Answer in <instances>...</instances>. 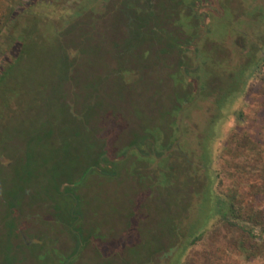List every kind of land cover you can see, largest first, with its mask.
Segmentation results:
<instances>
[{
    "label": "rangeland",
    "instance_id": "obj_1",
    "mask_svg": "<svg viewBox=\"0 0 264 264\" xmlns=\"http://www.w3.org/2000/svg\"><path fill=\"white\" fill-rule=\"evenodd\" d=\"M126 1L128 8L116 6L118 0H0V72L5 69L0 74V198L25 181V195L52 197L32 207L23 204L11 225L0 223V263L9 250L14 264H37V253L42 255L38 264H264V223L249 224L230 212L226 221L211 217V203L219 195L264 219V62L241 68L249 57L236 46L240 28L262 41L264 20L255 14L257 7L247 3L244 9L242 0H186V9L200 17L199 37L224 1L238 15L232 32L215 29L222 24L212 29L210 53L219 61L217 51L230 50L225 63L212 67L205 53L196 66L192 46L176 43L180 33L172 15L166 16L167 26L157 22L158 28L133 36L144 40L137 46L128 44L137 42L130 37L128 15L149 9L156 16L168 13L171 0H154L150 6L144 0ZM175 19L178 23L180 17ZM233 31L238 38L228 40ZM58 54L67 64V82ZM204 76L208 87L228 89L226 96L195 94ZM176 104L187 108L179 113ZM61 105L93 126L94 134L69 123ZM170 129H179L181 138L170 135ZM160 138H168L171 148L160 147ZM23 144L32 155L29 175ZM165 155L172 156L173 176L176 168L191 172L176 201L173 192L159 188L167 186L163 183L172 172L164 171ZM21 171L25 180L18 176ZM79 173L81 200L54 197L56 183ZM74 202L80 216L68 230L60 216ZM189 205L182 219L186 230L195 234L205 218L211 219L200 237L193 245L178 237L165 257L151 253L173 242L171 223ZM2 216L0 203V222ZM26 228L40 247L22 244ZM77 228L91 230L81 234ZM145 253H150L147 259Z\"/></svg>",
    "mask_w": 264,
    "mask_h": 264
},
{
    "label": "trees",
    "instance_id": "obj_2",
    "mask_svg": "<svg viewBox=\"0 0 264 264\" xmlns=\"http://www.w3.org/2000/svg\"><path fill=\"white\" fill-rule=\"evenodd\" d=\"M190 2L192 4H194L193 1H190ZM119 3H121V4H119ZM191 3H189V4H191ZM227 3H228V1H224L223 4H221L219 6V8L215 10V13L213 15L215 17L214 20L211 21L209 19V23L204 24V26H203V34L200 37H199V35H197L198 34L197 33L198 30H200V28H201L199 26L200 23H201L200 17H198L197 14L194 13L193 11L191 12L192 9H186V0H171V4H169V8H170L171 11L168 12V13L167 12L161 13L159 16H156L152 12H150V13L144 12L142 14L141 13H132L131 12V14H129L131 21L128 22V26L132 27V30L130 29V34H131L130 37H133L135 35H136V37L137 36H142L143 34L146 33L145 32L146 28H149L150 31H151V28L153 26L155 28H158L157 22H158L159 26H161V27L167 26L166 25V16L172 15V16H174L173 17V21H175L176 24L175 25L171 24V25L176 27V29L177 28L179 29L176 33H178V32L180 33V36L177 37V42L176 43H178L179 46H181V47H183V46H185V47L186 46H192V52H193V54L195 56V60H196L195 63H196V66H198V63L199 64L201 63V59L198 58V56H201V55H203L205 53H206V55L207 54L211 55L210 52L212 51V46L215 45V41L211 39V34H213V36H214V33H212L213 27L216 26V25L222 24V26H216L217 28H215V29H224L223 30V34L227 33V29H229L232 32V29L235 28L234 26H232V24L236 23V21L238 20V15L234 16L233 14L237 10L229 9V7L226 6ZM247 3H249L251 6L257 7L255 14L259 15L261 17V20L262 19L264 20V0H242V6H243L244 9L248 7ZM116 4L122 5L123 2H119L118 1V3H116ZM38 5L39 4H37L36 6H38ZM238 5H240V4L238 3ZM36 6H34V7H36ZM129 6H131V5L128 4V7ZM227 9H229V10L227 11ZM244 9H243V13L249 16V13L246 12ZM253 10L254 9H252V11ZM241 11H242V9H241ZM177 15H178V17H180V20L178 21V23H177V20L175 19V17ZM132 18H134V21H132ZM183 18H187L188 21L184 22L182 20ZM151 19H152L153 23L150 25L149 21ZM163 21H165V24L163 23ZM237 26H239V25H237ZM248 27L249 26L247 25V28ZM186 31H188L189 33H187ZM233 32H234L233 33L234 35H232L231 36L232 38H229L228 40H233L234 37L239 36V33H236L235 31H233ZM239 32H240V35H242V37H241L242 40L241 39L240 40L237 39V41H236V46H238L237 50H238V52L247 51L246 52V57H249V59H247L244 64H241L242 65L241 68L245 69L244 66L247 65L249 62L256 61V65L258 63H260L259 61L264 62V39H262V41H259V42L253 41L254 38H251V36H252L251 32L252 31L250 29H245L244 30V29L240 28ZM206 33H208L207 40H202V41L198 42L197 39H200ZM208 36H209V38H208ZM225 36H226L225 38L228 37L227 34ZM218 37L222 38L221 35H218ZM225 38L222 39L223 42H225L224 41ZM134 39L136 40V38H134ZM136 41L137 42H131V40H130V43H128V42H126V43L131 44L132 46H137L139 41L143 42L144 40L137 39ZM200 46H203V47H200ZM228 47L232 49V53H233L234 51H233L232 41L230 43H228ZM21 51H23L22 48H21ZM181 51L183 52L182 49H181ZM230 54H231L230 50H225L224 53L221 52L220 50H218L217 51V55H215V56H218L219 61H217L216 59H213V57L211 55L210 66H212V67H217V66L221 67L225 63V59H227V57H225V55L228 56ZM256 56L257 57L259 56V58H257ZM58 57L61 60V62L63 63L64 78H65V81L67 82L68 77L66 76V68H67L66 61H65L64 57L59 56V54H58ZM255 58H257L258 60L255 59ZM4 71H5V69L2 70L1 72L3 73ZM1 72H0V74H1ZM244 78L246 80L247 76H244ZM201 81L199 82L200 86L196 88L197 91L195 92V94L196 93H204L205 96H203L202 99L207 97V96H212L214 93H215L216 98L219 95H221V94L223 95V97L226 96V92H227L228 89L225 91V90L219 89V87H215V88L214 87H208L205 76L202 78ZM229 88H231V87H229ZM179 98H182V97H179ZM174 106L177 107V111L179 113L187 108V105H181V104H176ZM62 111L68 117L69 123L72 122L74 124H80L81 125V129H83V130H85V131H87L89 133H93L94 132L95 128L93 126H88L85 120L83 122H81V120H79L78 118L71 117L72 113L68 112V108L65 105L62 106ZM77 119H78L79 122L77 121ZM176 121L177 120H175V122ZM97 127L98 126H96V128ZM168 128H170V127H168ZM81 129L78 130V131L76 130V134L80 133ZM159 130L161 131L160 128H159ZM170 131H171L170 135H172V134H174L176 132V135H178V137L181 138L182 134H180L179 129H176V130L170 129ZM178 132H179V134H177ZM161 134H163V133H161ZM151 136H152V134H151ZM160 139H161V141H160L161 146L160 147H162L164 149H170L171 148V145L173 143H171V141L169 142L168 138L167 139L160 138ZM23 145H24L25 148H27V150L25 151L26 160L24 162V172H25V174L29 175V174H31V172L29 170H27L26 165H28V163L31 161L32 155H31V151H30L29 145L28 144H26V146H25V144H23ZM139 145H140V143H139ZM136 147L139 148V146H136ZM174 148L176 149L177 145ZM3 152L7 155V153L5 151H3ZM102 154H103V152L100 154V157H101ZM162 155L164 156V153H162ZM165 157H167L166 158V162L168 163V165H166L167 169H165L164 171L166 172L167 170H169V171L172 170V172L170 171L169 173H167V175H169V176H167V179L163 183V184H165L167 186L159 185V188H161L163 190L166 188L165 192H168V193L173 192V194H175V199L174 200L176 201V200H179L183 196L182 193H181V185H183V183H185V184L190 183V181H191V172L186 174V170H182L181 171L179 168L178 169L176 168V171L174 172L175 176H173V168L174 167H173V165L171 163L172 158H170L172 156H169V155L166 156L165 155ZM178 157H180V156H178ZM95 164H96V162L95 163L93 162L89 166V168L92 165H95ZM0 168H4L3 165L0 164ZM110 173L113 175L112 170H111ZM21 174H22V171L20 172V175H18L19 178L25 180L26 178H23V175H21ZM81 179H83V173H81V174L79 173L78 175H76V177L65 178L62 181L56 183L52 187V192L51 193L54 195V197L55 196L68 197L71 200H75V202H76L77 198L81 200L82 199L81 198L82 195L78 194L76 192V190H78V188H79L78 184H80V182H81L80 180ZM204 181L206 183V179ZM165 182H168V183H165ZM26 183L27 182L25 181L23 184L19 185L17 188H15L13 190L9 189L5 193H3V195H1L0 203H1L2 208H3V216L1 217V222L0 223H4L5 222V225H11L13 216H15L16 218L18 216H20L18 208L19 207L22 208L23 204H25L26 207L27 206L32 207V205L35 206L39 202L41 203V202L46 201V199L52 200V197L50 196V194H47V196H45L44 193H43L44 196H40L39 195V198H35L34 196L32 198V196L25 195L24 193L26 191ZM28 187L30 188V186H28ZM168 187H170V188H168ZM152 190L153 189H151L149 192H151ZM163 190H160V189L157 190L156 193L158 194V196H160L163 193ZM153 191H155V190H153ZM203 195L205 196L204 193H203ZM144 198H145V196H144ZM216 198L217 199H215L211 203V208H212L211 209V217H217L218 215H220L223 218V220L226 221L225 215H226L227 212H230L231 215L235 219H239L240 221H243V222L247 221V223H249V224L253 223L255 225H260V224L264 223V219L262 217L256 216V215H254L252 213L248 214V212L245 211V208L244 209H242L240 207L235 208L234 207V203H235L234 200L225 201V200L220 199L219 195H217ZM75 202L72 204V206L70 208H69V204H66L67 214L63 218L60 216V218L64 219V222H66L68 224L66 226V229H68V230H70L69 228H71L73 226V221H76V219H78V217L80 216V212L78 211ZM55 204H56L55 205L56 209H59V210L62 209L60 206L57 205V203H55ZM185 209H186V210H184L185 213L183 211L182 216L175 222V224L173 222L171 223L170 230L173 233V237H174L173 238V242H170L169 245H167V243L166 244H161L159 249H157L155 252H151V253H153V254L155 253L158 256L165 257L167 255L166 254L167 251H171L173 249L172 247L173 246L175 247L178 244V237L180 238V240H181V238L185 239V240L186 239L187 240L191 239L192 242L190 243V245L192 243H194L200 237V235H199V234H201L200 231L202 229L203 230L205 229L206 224L208 225V223L210 222L211 219L205 218L203 225L199 229V232H196L194 234V233H192V231H190L191 229L189 230V227H188V230L185 229L186 225L183 223L182 219H187L186 213H187V211H189L190 205L187 206V207L185 206ZM244 213H246V214H244ZM12 214H13V216H12ZM9 219H10V221H9ZM229 224L236 225V223H230V222H229ZM77 229L79 231H82V232L84 231L83 233L81 232V234H84L86 231L91 230V228H89L88 230L87 229L83 230L82 228H77ZM92 233H87V234H92ZM247 234H249V236H252L250 229L247 230ZM23 242L24 241H22V244L25 246V244ZM189 242H190V240L187 242V244ZM79 243H80V241H78V245H79ZM29 246H39L40 247L41 244H31ZM73 252L74 251H72L71 254L68 255V257L71 256ZM179 253H180V249H178L177 253H175L176 258H177ZM148 254H150V253H148ZM148 254H146V256H145L146 259H147V255ZM2 256H3L2 263H0V264H11V263L14 264V255L11 252H9V250L4 252ZM35 256H36V260L39 262V260L41 259L42 255L40 256V254L37 253V254H35ZM150 258H152V257H150ZM150 258L148 260H150ZM38 262H36V263L38 264Z\"/></svg>",
    "mask_w": 264,
    "mask_h": 264
},
{
    "label": "flooded vegetation",
    "instance_id": "obj_3",
    "mask_svg": "<svg viewBox=\"0 0 264 264\" xmlns=\"http://www.w3.org/2000/svg\"><path fill=\"white\" fill-rule=\"evenodd\" d=\"M119 2H123V4L122 5H125L126 6V8H128V3H127V1L126 0H118ZM149 6H150V4H152V1H154V0H144ZM143 1V2H144ZM153 4H154V2H153ZM119 4H116V6H118ZM139 6H140V4H139ZM138 6V7H139ZM141 7V6H140ZM142 8V7H141ZM131 9V8H130ZM124 10L125 9H118V11L121 13V14H123V12H124ZM142 12H144V11H140V13L142 14ZM145 12H148V13H150V12H152V13H154L155 14V12H153L152 11V9H149L148 11H145ZM156 15V14H155ZM140 16V15H139ZM150 17V16H149ZM131 21V19H130V15H128V22H130ZM132 21H134V18H132ZM154 27V26H153ZM155 28V27H154ZM70 51V50H69ZM68 51V53L69 54H72V53H70ZM28 229L26 228V232L28 233V231H27ZM21 241H24L23 243L26 245V246H29V245H31V244H41V241L40 240H38V239H36V237H33V235H31V233H28V235L25 233H23V232H21ZM32 239H35L36 240V242H30L29 240H32Z\"/></svg>",
    "mask_w": 264,
    "mask_h": 264
},
{
    "label": "water",
    "instance_id": "obj_4",
    "mask_svg": "<svg viewBox=\"0 0 264 264\" xmlns=\"http://www.w3.org/2000/svg\"><path fill=\"white\" fill-rule=\"evenodd\" d=\"M69 52H70V53H73L72 50H70ZM2 163L5 164V165H7L8 160H6V159H2ZM29 241H30V242H36L35 239L29 240Z\"/></svg>",
    "mask_w": 264,
    "mask_h": 264
}]
</instances>
